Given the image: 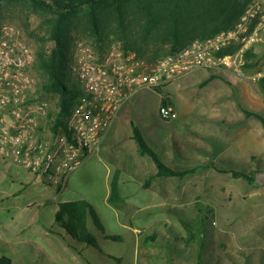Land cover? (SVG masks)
Segmentation results:
<instances>
[{"label":"crops","instance_id":"0c3cea01","mask_svg":"<svg viewBox=\"0 0 264 264\" xmlns=\"http://www.w3.org/2000/svg\"><path fill=\"white\" fill-rule=\"evenodd\" d=\"M213 75L218 78L212 80ZM186 78L189 84L181 98L182 107L172 90L181 79ZM217 82H225L238 91V107L242 112V108L253 113H256L254 110L264 112L261 94L257 101L244 79L231 73H213L202 69L170 83L166 90L174 100L177 120L182 116H191L193 123L177 124L178 121L161 119V128L167 132L162 134L160 152L156 153L172 169H198L184 178L157 177L151 185H147V180L158 173V168L140 155L134 141L135 124L124 115L125 106L104 136L100 151L64 186L12 163L0 161V257H9L14 264H160L155 260L157 258L162 260L161 264H198V252L191 255L187 251L182 255L181 262L169 261L164 251L160 253L148 244L158 241L160 227L171 229L178 242L181 230L177 231L175 227H182L185 217L195 215L193 218L199 221L196 211L199 206L223 201L224 173L219 170L224 169L216 165L222 155L217 146L230 145V136L223 126L231 122L233 131V123L239 127V120L233 119L237 110L232 105L233 94L230 91L208 90ZM129 125L132 126L131 132ZM259 129L262 137L264 125L260 124ZM116 176L119 179L126 177L122 184L118 182L121 195L118 206L111 203L112 184ZM131 184L136 185L134 190ZM83 200L94 206L106 234L120 236L122 242L107 240L91 227L98 241L97 249L77 242L57 222L56 215L62 204ZM166 237L168 240L173 238L169 234ZM101 242L113 243L112 248L114 243L130 247L124 252L108 253ZM171 255L178 254L171 252Z\"/></svg>","mask_w":264,"mask_h":264},{"label":"built area","instance_id":"2783aa9c","mask_svg":"<svg viewBox=\"0 0 264 264\" xmlns=\"http://www.w3.org/2000/svg\"><path fill=\"white\" fill-rule=\"evenodd\" d=\"M262 45L264 0H253L233 29L197 40L155 65L119 43L100 55L92 45L77 41L71 71L83 95L68 120V133L55 134L48 123L56 105L40 91L36 51L17 27L7 25L0 34V161L64 186L100 151L104 136L138 89H162L202 69L259 83L264 71L247 75L245 67L247 54ZM159 115L173 121L178 111L171 104H161Z\"/></svg>","mask_w":264,"mask_h":264},{"label":"trees","instance_id":"16d2710c","mask_svg":"<svg viewBox=\"0 0 264 264\" xmlns=\"http://www.w3.org/2000/svg\"><path fill=\"white\" fill-rule=\"evenodd\" d=\"M253 0H0V11L6 4L25 5L32 10L52 18L48 40L55 44L48 51L44 44L38 50L36 72L43 76L40 91L54 99L56 108L51 112L49 128L55 133H68V120L83 90L72 86L73 46L72 24L79 20L85 33L95 39L98 54L107 50L103 44L107 35H117L127 50L137 53L141 60L155 62L158 59L176 55L189 48L197 40H207L233 29L246 13ZM257 49L247 54L245 72L256 66ZM254 59L253 63H249ZM218 78L213 75L212 80ZM258 90L264 99V79ZM162 96V104L175 103L161 88L155 89ZM247 118L258 119L264 125V118L258 113L243 109ZM134 140L140 155L150 157L158 168L156 176L149 178L147 185L157 177L184 178L198 169L175 170L164 164L152 150L142 133L133 125ZM232 174L257 187V178L243 171L219 170ZM119 178L112 184L111 203L118 206L121 200ZM57 222L79 243L99 249L98 241L91 227L101 232L107 240L122 242L120 236L106 234L105 227L94 206L86 201L62 204L56 215ZM190 233L194 226L184 222ZM193 238L191 239V242ZM190 242V243H191ZM204 248L198 254V264L204 262ZM0 264H14L6 256L0 257Z\"/></svg>","mask_w":264,"mask_h":264},{"label":"rangeland","instance_id":"374dc122","mask_svg":"<svg viewBox=\"0 0 264 264\" xmlns=\"http://www.w3.org/2000/svg\"><path fill=\"white\" fill-rule=\"evenodd\" d=\"M51 21V17L42 15L25 5L11 6L6 4L0 11V34L2 28L7 25L17 27L25 40L32 45L38 56V50L43 44L48 51L55 46L54 43L48 40ZM71 37L72 45L77 41H83L92 45L96 52L99 51L96 47L95 39L85 33L83 23L79 20L72 24ZM107 38L106 43L103 44L106 50L110 49L113 44L119 43L124 50L129 51L126 49L122 39L117 35L108 34ZM256 53L258 59L255 62L257 64L246 71L247 75L264 71V45L257 48ZM162 59L164 58L158 59L155 62L143 61L155 65ZM253 60L250 59L249 63H253ZM37 75L41 86L43 76L39 73ZM70 81L72 82V86L82 89L79 81L73 76L70 78ZM244 81L252 91L254 98L259 101L258 84L247 80ZM187 84H189L188 78L181 79L179 84L173 86L172 90L173 94L178 96L180 106L182 107L181 98L188 90ZM167 87L168 85L162 88V90L168 94ZM213 89L220 92L230 91L233 94L232 105H235L237 110L233 114V119L239 120V127L233 123V131H231V122L223 126V130L228 132L230 136V145L217 146L222 151V155L218 157L216 165L224 170L243 171L257 178L258 173L264 171V139L262 138L264 137V132L261 137L259 129V125H262V122L255 118L245 117L238 107V91L235 88H232L225 82H217L213 88L211 87L208 90ZM160 100L161 97L155 89L140 88L124 104V115L132 120L135 126L142 131L148 146L157 153L160 152L162 134L167 132L161 128L163 122L159 115L162 104ZM52 103L54 104V99H52ZM126 105L130 106L127 107ZM254 112L264 117L263 111L254 110ZM191 120H193L191 116H182L179 120L173 121H178L176 122L177 124H188L193 123ZM131 131L132 126L129 125V132ZM146 158L154 163L150 157ZM124 181H126V177H120V184ZM222 184L224 193L221 203L207 202L206 205L199 206L196 210L198 211L199 221L193 218L195 215L185 217L184 222L188 221L194 226L192 230L193 234L189 232L190 229H186L185 225L175 227L177 231L181 230V233L178 234L181 235V239L179 238L177 242L171 229L168 230V228L160 227L157 232L158 241L156 243H149L148 245L157 249L160 253L164 251L169 261L176 260L181 262L184 253L188 251L191 255L197 252L199 254L201 247H203L205 264H264V187H252L243 179H235L230 173L222 175ZM131 185L134 190L136 185ZM214 206L216 207L214 208ZM111 225L114 226V222ZM168 234L173 237L172 240L167 239L166 235ZM192 238L193 241L191 242ZM114 244L115 246L112 248L111 245L113 243L104 244L101 242V245H104L105 251L108 253L113 252L116 254L121 251L124 252L125 249H129L130 247H127L126 244L124 247H120L116 243ZM171 252H176L178 255H173L174 258L172 259ZM155 260L160 261L161 264L162 260L160 258Z\"/></svg>","mask_w":264,"mask_h":264},{"label":"water","instance_id":"95a60500","mask_svg":"<svg viewBox=\"0 0 264 264\" xmlns=\"http://www.w3.org/2000/svg\"><path fill=\"white\" fill-rule=\"evenodd\" d=\"M257 185L259 187H264V171L258 173V175H257Z\"/></svg>","mask_w":264,"mask_h":264}]
</instances>
